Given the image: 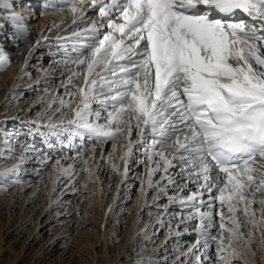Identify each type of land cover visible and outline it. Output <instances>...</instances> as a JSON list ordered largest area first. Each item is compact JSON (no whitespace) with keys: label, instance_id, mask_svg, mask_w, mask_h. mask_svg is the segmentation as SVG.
I'll return each mask as SVG.
<instances>
[{"label":"snow or ice","instance_id":"1","mask_svg":"<svg viewBox=\"0 0 264 264\" xmlns=\"http://www.w3.org/2000/svg\"><path fill=\"white\" fill-rule=\"evenodd\" d=\"M16 8V0H0V29L10 24L22 40L30 12ZM49 9L72 16L63 29L70 34L41 38L60 54L64 95L57 89L52 102L72 112V134L101 143L123 137L125 180L134 149L143 148L144 163L155 165L148 187L161 169V179L183 184L179 193L184 181L197 186L170 198L190 208L186 221L198 220L196 243L177 248L174 264L189 256L195 264H237L233 241L247 247L254 235L243 229L251 225L264 237V0H52ZM63 23L46 31L59 33ZM9 63L0 47V67ZM116 151L114 144L107 159L119 173ZM56 164L60 175L74 177L73 164ZM176 167L179 180L168 175Z\"/></svg>","mask_w":264,"mask_h":264},{"label":"rangeland","instance_id":"2","mask_svg":"<svg viewBox=\"0 0 264 264\" xmlns=\"http://www.w3.org/2000/svg\"><path fill=\"white\" fill-rule=\"evenodd\" d=\"M59 55L39 47L24 72L11 70L10 65L0 67V264H164L165 257L167 264H174L177 248L187 251L196 243L198 220L186 221L190 208L171 203L170 198L190 194L189 189L196 192L197 186L184 181L187 188L179 193L178 186L183 184L161 179L165 176L161 169L152 177L155 186L148 187L146 172L155 165L144 163L143 148L129 159L125 180L107 159L114 142L93 145L87 136L80 141L68 125L54 130L51 125L66 124L71 113L58 101L52 102L57 89L64 95ZM68 140L73 146L64 142ZM58 144L71 147V152L60 154ZM119 155H114L112 163ZM57 160L64 167L74 165L71 180L59 174ZM14 166H18L16 172L4 175ZM118 167L123 171L120 160ZM177 172L179 167L168 175L179 180ZM203 198L207 200L208 195ZM243 231L254 235L247 247L237 242L250 250L257 263L236 250L237 264H264L261 231L251 225ZM181 261L195 264L192 256Z\"/></svg>","mask_w":264,"mask_h":264},{"label":"bare ground","instance_id":"3","mask_svg":"<svg viewBox=\"0 0 264 264\" xmlns=\"http://www.w3.org/2000/svg\"><path fill=\"white\" fill-rule=\"evenodd\" d=\"M27 1L28 0H16V5H17L16 10L17 11L26 10V11L30 12V18L26 21L27 26L29 28V32L27 33L25 39H22V40L14 39L13 38V30H12L10 24H8L4 28L0 29V47H3L5 49V51L8 53L9 57H10V63L8 65L11 66V70H15L18 73L24 72L26 70V67L29 65V63H28L29 62V60H28L29 57H31L33 54H35V52L37 51V49L39 47H43V48L45 47V49L47 51H49V52L51 51V52H55L56 53V48L55 47H49V43H51V41L46 42V44L42 42L43 41L41 39L42 36L51 37V36H53L55 34H61V35L70 34L68 31H64L63 30V29H68L69 24L71 22L72 16H71L70 12L66 13V14H68L67 16H65L64 14L63 15L62 14H54V15H43L42 17H39L37 14H32L31 13V11L27 7ZM21 5L24 6L23 9L20 7ZM61 22H64V23L62 25V30L59 33H49L48 31H46L47 28H52V26L54 24L60 25ZM0 23H3V21H0ZM38 39H41L40 46L36 47V48H33L32 54H31V56H29V49L33 45H35V41L38 40ZM56 60H60V58H57ZM62 69H63V67H62ZM11 83H13V82H11ZM71 118H72V112L70 113V116L66 117V120L68 121ZM65 123L66 124H63V127H65V129H67L66 125H68V124H67L66 121H65ZM117 142L118 141H115L113 143V145L114 144L115 145L118 144L120 146L121 143L120 142L117 143ZM101 144H104V143H101ZM113 145H111V147L108 148V151H107L108 155L109 154H113ZM92 148L94 150H92L91 154L94 155L95 151H96V149H95L96 147L93 146ZM119 148L114 153V155L118 156L120 154ZM139 149L138 150L134 149V151H139ZM134 151H133V153H135ZM103 152H104V148L102 150H99V151L97 150V156H98V154L101 156L103 154ZM118 160L115 162V164H117V166H118ZM60 163L62 165L64 164V162H62V161H60ZM120 172L121 173L123 172L122 168L120 169ZM122 176L123 175L121 174L120 178H122ZM233 247L237 251H243V252L247 253V258L246 259H249L252 262L257 263V261L253 257V254L250 252V250H247L246 248H244V246L239 244L237 241H236V243L233 242Z\"/></svg>","mask_w":264,"mask_h":264}]
</instances>
